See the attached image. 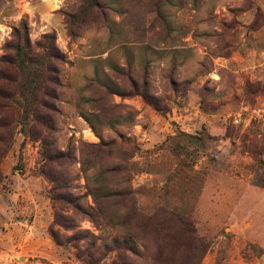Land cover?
Returning a JSON list of instances; mask_svg holds the SVG:
<instances>
[{
    "label": "rangeland",
    "instance_id": "374dc122",
    "mask_svg": "<svg viewBox=\"0 0 264 264\" xmlns=\"http://www.w3.org/2000/svg\"><path fill=\"white\" fill-rule=\"evenodd\" d=\"M94 1L0 0V59L22 24L64 58L54 132L0 110V264H264V0Z\"/></svg>",
    "mask_w": 264,
    "mask_h": 264
},
{
    "label": "trees",
    "instance_id": "16d2710c",
    "mask_svg": "<svg viewBox=\"0 0 264 264\" xmlns=\"http://www.w3.org/2000/svg\"><path fill=\"white\" fill-rule=\"evenodd\" d=\"M91 6L97 9L100 7L96 0L93 3L91 2ZM42 39V43H39L37 49H35L31 45L26 24H22L19 29H13L12 41L5 45L6 50L12 51V55L5 53L0 59V99L5 103L0 105V110H3L4 107H16L17 111L21 110L22 112L21 116L25 120L23 122L24 124H26L29 118L32 119L35 124L40 125L44 130L54 132L56 130L54 119L59 112L55 107V100H57L58 97L54 95V93L48 92V86L53 84L57 88L62 87L60 76H58L59 71L54 67V63L57 65L61 64L64 58L56 49L55 36L53 34L43 35ZM11 88H13L12 92H10ZM46 98L54 102L47 103ZM149 104L156 108L154 104ZM0 117H2V113ZM3 125L4 121L0 119V127ZM91 129L94 130L93 127H91ZM48 144L49 142H46V147L44 146L43 149V155L47 160V165L59 163V156L64 159L70 158L71 154L69 152H61L58 156L50 154L47 151ZM87 147L91 149L90 154L94 156H97L95 150L99 153L103 152L102 146L100 145H89ZM80 166L82 173L85 175L86 190L92 196L99 214L102 215L103 211L98 202L100 189H96L90 182H95L96 178H100L104 172H98L97 176L93 175V177L90 178V162L82 160ZM48 167L46 171L44 169V174L52 184L50 200L53 202L54 206L60 207L61 209H68L72 212L73 216L76 217L88 215L80 204V200L83 196L72 194L75 188L72 187L67 180V176H65V174L56 173L51 167H49V169ZM101 196L109 199L121 195L118 194V192L106 190ZM69 222L70 219L63 218L57 212L55 213L49 232L58 244H60V241L54 230V226L71 228V225H67ZM169 227L172 229L168 224L166 228L169 229ZM79 234L80 233H78V235ZM165 262L167 263V261Z\"/></svg>",
    "mask_w": 264,
    "mask_h": 264
}]
</instances>
